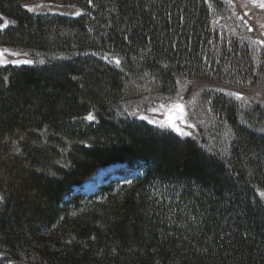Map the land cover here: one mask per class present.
Masks as SVG:
<instances>
[{
  "label": "trees",
  "instance_id": "obj_1",
  "mask_svg": "<svg viewBox=\"0 0 264 264\" xmlns=\"http://www.w3.org/2000/svg\"><path fill=\"white\" fill-rule=\"evenodd\" d=\"M211 3L0 0V47L44 59L0 64V264H264V105L210 91L189 136L135 111L195 78L264 74Z\"/></svg>",
  "mask_w": 264,
  "mask_h": 264
},
{
  "label": "rangeland",
  "instance_id": "obj_2",
  "mask_svg": "<svg viewBox=\"0 0 264 264\" xmlns=\"http://www.w3.org/2000/svg\"><path fill=\"white\" fill-rule=\"evenodd\" d=\"M210 4L211 0H207ZM224 3V11L212 8V20L218 29H222L225 33H232L239 37V40L244 42L246 46H252L255 58L260 59V53L264 49V44L258 43L260 40H264V10L253 7L250 3L247 7H242L247 3V0H232V3H228V0H220ZM38 4L28 5L27 7H35ZM40 5V3H39ZM245 12L248 13L245 16ZM243 17V19H240ZM246 21V23H245ZM249 27L252 31H249ZM221 32V33H223ZM15 52H20L19 56H5V59L11 60H31L32 63H41L43 56L40 53H33L28 51H21L15 48H8ZM27 53V55H24ZM105 60V59H104ZM108 61V60H107ZM210 91L217 93H240L244 99L250 98L257 100L264 104V74L254 81H248L240 86H234L227 81H214L204 78H195L190 81H186L179 90L173 95H166L160 98H142L138 99V107H135L137 116L147 117L144 119L147 121H153L151 124L158 126L156 121L165 119L164 109H160L161 104L171 105L173 102H178L184 106V121H177L184 131L191 133V135L197 132V129L203 127L210 119V106L206 96ZM233 96V95H231ZM235 97V96H234ZM152 109H158V111H152ZM191 125V127H189ZM159 127V126H158ZM171 131L170 128H163ZM173 131V130H172ZM104 179L102 172L96 174L95 178L86 184L88 192H92L94 186ZM93 189V190H92ZM91 190V191H90Z\"/></svg>",
  "mask_w": 264,
  "mask_h": 264
},
{
  "label": "snow or ice",
  "instance_id": "obj_3",
  "mask_svg": "<svg viewBox=\"0 0 264 264\" xmlns=\"http://www.w3.org/2000/svg\"><path fill=\"white\" fill-rule=\"evenodd\" d=\"M228 3L231 4L232 0H228ZM249 3L253 7L264 10V0H247V3L243 4L242 7H247V5ZM87 4L89 6H92L93 0H87ZM43 7H45V6L38 4L35 7H30L28 10L29 11H36L37 8H43ZM69 7L75 8V5H69ZM73 14L76 16H80V15H82V11L80 9H76ZM244 15L247 16L248 13L245 12ZM240 19H243V17H240ZM245 23H246V21H245ZM7 27H9L8 21L5 20L3 23H0V31H3ZM262 27H264V25H262ZM249 31H252V29L250 27H249ZM125 39H127V37H125ZM258 43L264 44V40H260V41H258ZM6 55H8V56H19V55H21V53L12 51L8 48H0V64L12 63L15 65H21V64H31L32 63L31 60L16 59V60L9 61V60L5 59ZM24 55H27V53H24ZM93 55H96V53H93ZM102 58L105 60H109V62L114 63L116 66H120V64H121V59L119 57H112L111 59H109V56L105 55ZM41 63H43V61H41ZM229 95H233L237 99H244V97L240 93H229ZM160 109L165 110L164 115L166 116V119L155 122L158 124V126L160 128H170L171 130L175 131L180 136L191 135V133L184 131V129L181 128L180 125L177 123V121H184L185 112H184L183 104L178 103V102H173L171 105L161 104ZM152 111H158V109H152ZM84 119L89 121V122H92L96 119V117L93 113L90 112L86 117H84ZM141 119H148V118L147 117H141ZM149 122L152 123L153 121H149ZM189 127H191V125H189ZM127 183L130 184L131 181H127ZM259 196L261 197V199H264V191L260 192ZM3 201H4V197L0 196V203H2ZM244 235L246 236L247 233H245Z\"/></svg>",
  "mask_w": 264,
  "mask_h": 264
},
{
  "label": "water",
  "instance_id": "obj_4",
  "mask_svg": "<svg viewBox=\"0 0 264 264\" xmlns=\"http://www.w3.org/2000/svg\"><path fill=\"white\" fill-rule=\"evenodd\" d=\"M3 22H4V19L0 16V23H3Z\"/></svg>",
  "mask_w": 264,
  "mask_h": 264
},
{
  "label": "bare ground",
  "instance_id": "obj_5",
  "mask_svg": "<svg viewBox=\"0 0 264 264\" xmlns=\"http://www.w3.org/2000/svg\"><path fill=\"white\" fill-rule=\"evenodd\" d=\"M258 65V64H257ZM254 186V185H253Z\"/></svg>",
  "mask_w": 264,
  "mask_h": 264
}]
</instances>
